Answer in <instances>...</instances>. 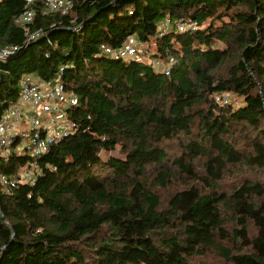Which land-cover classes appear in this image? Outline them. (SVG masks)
Segmentation results:
<instances>
[{"label":"trees","instance_id":"16d2710c","mask_svg":"<svg viewBox=\"0 0 264 264\" xmlns=\"http://www.w3.org/2000/svg\"><path fill=\"white\" fill-rule=\"evenodd\" d=\"M26 1L0 0V47L19 48L0 60V120L26 77H61L76 132L36 159L0 155V174L37 168L0 182V264H264V180L224 185L264 173V0L38 1L30 42ZM129 36L143 61L103 51Z\"/></svg>","mask_w":264,"mask_h":264},{"label":"built area","instance_id":"2783aa9c","mask_svg":"<svg viewBox=\"0 0 264 264\" xmlns=\"http://www.w3.org/2000/svg\"><path fill=\"white\" fill-rule=\"evenodd\" d=\"M44 3L43 14L58 13L66 15L72 9L71 0H27L24 12L15 22L25 29L28 42L38 38L43 32L39 30L29 34L27 29L34 22L36 3ZM168 25V21L163 25ZM196 28V23L182 22L177 25L178 32L184 33ZM163 35V34H162ZM103 51L115 60L141 62L145 52L139 46L135 36H129L119 48L103 46ZM18 46L0 47V60H7L18 51ZM159 65V63H157ZM175 64L170 56L165 75L169 76ZM22 94L15 105L10 106L0 120V155H11L12 146L28 154L29 159H36L50 152L55 144L73 135L75 126L67 119V111L78 104L74 95L66 92L61 77L51 81H40L33 77H26L22 83ZM228 96L223 94L217 98L218 102L227 103ZM49 116V117H48ZM23 144V145H22ZM22 145V147H21ZM37 168L29 163L21 170L17 177L0 174V182L11 193L19 181L34 179Z\"/></svg>","mask_w":264,"mask_h":264},{"label":"rangeland","instance_id":"374dc122","mask_svg":"<svg viewBox=\"0 0 264 264\" xmlns=\"http://www.w3.org/2000/svg\"><path fill=\"white\" fill-rule=\"evenodd\" d=\"M229 100H230V102H233V104H234L235 106H240V105L243 104V98H236V97L233 96V95H229ZM48 117H49V116H48ZM22 145H23V144H22ZM22 145H21V147H22ZM22 148H24V146H23ZM22 148H21V150H23ZM21 150L18 149L19 152H21ZM169 153H170L171 155H173V154H174V151H171V150H170ZM110 155H111V156H115V157H120V156H121L119 150H117V151H114V152H111V153L105 154L104 157H106V156H110ZM29 163H30V162H28L27 165H28ZM239 175H241V176L231 177V176H229V175H226V177H225V179H224V185H226V187L229 188V187H231V186L234 185V184L236 185L235 182H238L241 178H244V177H248V178H249L250 180H252V181H254V180H259V179H261L262 181L264 180V173H263V172L253 173V172H249V171H247V170L245 169V170L240 171ZM174 185H175V186H171V187H168V188H166V189L159 190V191H161L160 194L164 197V199H165V197L168 196L170 193H173L174 191H177V190H178V188H179L180 185H179L178 183H174ZM210 261H211V264H215V263H217L215 259H211ZM219 262H220V261H218L217 264H220Z\"/></svg>","mask_w":264,"mask_h":264}]
</instances>
